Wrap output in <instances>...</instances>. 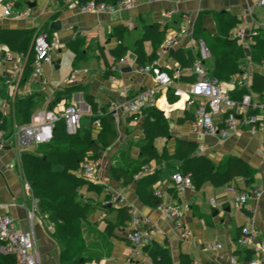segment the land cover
Returning a JSON list of instances; mask_svg holds the SVG:
<instances>
[{
  "label": "crops",
  "instance_id": "1",
  "mask_svg": "<svg viewBox=\"0 0 264 264\" xmlns=\"http://www.w3.org/2000/svg\"><path fill=\"white\" fill-rule=\"evenodd\" d=\"M47 1L29 0V3H36V6L31 8V17H10L14 21L8 23L9 25H0V28L6 29L37 28L42 31L47 23L46 32H43L48 34L50 40L56 42L52 52L55 62L50 64L53 74L49 79L43 72L44 85L33 82L31 78L10 87L4 83L0 85V90L5 87L9 92L7 96L0 95V111L6 117L14 115L15 100L27 96L33 99L36 109L33 116L49 108L58 112L68 105H76L82 112H88L89 107H99L97 114L107 111L104 112L107 115L112 104L121 105L140 91L155 87L153 75L142 74L139 69L142 63L150 61L154 56L175 80L174 86L160 90L156 96V104L144 109L136 119L124 112H120L117 119L113 118L116 138L110 147L100 152L103 167L99 178L91 182L92 190L87 191L86 187L81 190V193L88 192V198L100 206V211L90 217V222L93 217L95 227H103V236L94 240L90 237L91 240H88L87 236L90 235L87 234V229L90 225L83 226L82 239L85 246L75 254L73 264H153V260L143 249L139 254L132 252L133 247L127 238L132 226L130 223L119 226V208L124 206L132 208V216L140 217L141 228L152 234L153 243L167 245L173 264H229L230 256L244 260L245 252L249 248L238 243L243 227H250L256 237L264 242V128H260L256 133L248 130L231 133L225 139L203 134L195 128L193 120L186 119L188 116L193 117L194 111L185 109L186 96L179 97L174 93L176 88L187 92L194 76L190 67H182L173 53L181 51L183 54H199V40L194 36L196 21L203 33L211 36L217 32L218 17L226 19L236 16L242 20L239 25L241 28L247 26L264 30V24H261L258 16L259 12L264 13V6L259 5L260 0H138L133 8L112 14L84 13L77 8L64 6L61 0H51L52 6L50 2L47 4ZM4 3L5 0H0L2 7ZM55 14L58 15L56 18L53 17ZM7 18L3 17L1 10L0 22ZM55 21L61 22V29L56 32L50 28L51 23ZM130 23L132 26H129ZM97 31H101L108 38L104 46L112 58V61L106 64L110 69L102 67L96 74L84 72L77 61L82 56L76 55L75 65L73 66L72 62L69 76L60 82V66L58 69L56 66L61 62L62 52L71 47L72 42L82 38L84 33L92 34ZM146 32H150L152 37L139 45V40H143ZM157 33H162L164 39L156 38ZM124 37H130V47L126 41H121ZM100 39L104 41L105 38L102 35ZM166 39L175 41L173 48H164ZM148 45L152 51L149 55L145 52ZM119 46L124 48V57L127 58L128 64H118L114 61L111 52ZM245 50L250 54L249 46H245ZM139 53L142 54V62L137 60ZM248 59L250 65L247 66L251 73L264 75V63L256 64L250 56ZM212 63V58H209L206 66L210 68ZM126 69L130 70L125 71ZM12 72L10 63L5 62L0 54V75L6 80ZM106 72L109 74L104 76ZM74 73L77 74V82L69 83L67 80ZM83 93H86L85 101L89 107L83 104ZM44 94L48 97L47 102L43 98ZM42 102L46 103L43 107ZM50 103L52 105L49 107ZM151 108L166 118L170 132L168 138L161 137L162 141L166 140L162 152H158L155 144L159 138L154 141L158 155H162L165 150L171 155L179 142L187 141L197 144L198 155L211 160L216 167L227 157L236 156L254 171L252 185L246 184L242 178L223 186L204 182L199 186L192 185L181 194L171 181L172 174L178 171L174 162L152 161L148 165L152 170L143 178H156V193L163 198V205L181 206L180 221L189 235L177 228L179 221L169 218L161 210L151 208L146 200L140 198L141 193L145 191V181L123 187L110 175L113 167L123 166L129 170L139 167L143 160L140 148L146 143L143 124L146 112ZM92 116L83 113L81 125L85 118L87 120ZM9 144L10 142H7V145L0 149V211L14 218L18 230L33 231L41 264H64V247L53 237L47 214L41 212L40 205L37 207L35 218L30 217L34 196L24 191L23 159L18 160L15 150ZM31 151H36V148ZM253 187L260 189L261 196L249 194L246 204L238 205L239 194L250 191ZM173 190L178 191L177 197L173 195ZM110 195H118L121 200L116 203ZM96 220L99 225L95 223ZM107 225L113 227L110 234L106 232ZM211 243H220L222 248L212 251L208 248ZM92 244L95 247H92ZM236 251H240L241 255L235 254Z\"/></svg>",
  "mask_w": 264,
  "mask_h": 264
},
{
  "label": "trees",
  "instance_id": "2",
  "mask_svg": "<svg viewBox=\"0 0 264 264\" xmlns=\"http://www.w3.org/2000/svg\"><path fill=\"white\" fill-rule=\"evenodd\" d=\"M88 1L92 0H78V3L82 5ZM93 1L98 4L104 3L113 6L123 0ZM57 16V14L53 15L54 18ZM216 23L218 25L217 32L212 36L203 33L197 21L194 25V36L198 40H203L211 53L213 60L209 68L211 77L221 82L235 81L241 74L242 68L245 67V59L248 56L256 64L264 63L263 30H258L252 36V43L249 46L250 55H247L239 40L230 36L231 31L238 27L242 20L236 16H230L226 19L218 17ZM47 27L48 24L46 23L42 31L46 32L45 28ZM121 28L126 31L124 26ZM42 31H38L37 28H0V45L7 46L11 51L27 59L21 82L31 77L34 59L33 40ZM151 37V33L146 32L143 40H139V45ZM156 38L162 40L164 36H162V33H157ZM111 54L114 61L125 58V50L121 46L112 51ZM173 54L182 67H191L199 59V54H192V52L183 54L181 51H175ZM155 59L156 56L150 61L147 60L148 62L142 63L140 67L152 63ZM75 60H73V66ZM137 60L142 62V54L139 53ZM108 74L109 72H106L104 76ZM4 82L5 78L0 75V85ZM252 90L256 94L263 95L264 75L256 73L252 75ZM245 92V90L238 89L236 94L240 97ZM8 93L5 87L0 90L1 96H5V94L7 96ZM51 105L52 103L49 104V107ZM14 109L12 121H9L0 111V134L5 135L6 138L11 135L15 124L23 125L31 122L34 113L33 99L30 96L16 99ZM91 110L93 112L91 120L93 122L99 120L102 131L98 139L92 138V129H84L81 126L76 135H68L63 124H59L54 131V138L49 144L40 146L34 154L27 153L22 158L25 159L23 172L26 180L32 186L33 196L39 199L41 212L47 214L53 237L64 247L62 254L64 264L75 262V260L73 261L75 254L85 246V241L82 239L83 226H89L92 223L90 217L97 214L100 209L99 205L83 198L81 194L83 188L88 187L90 190L93 188V184L80 175L81 165L84 162H95L100 159V152L110 147L116 138L114 117L111 114L96 116L97 109L94 106ZM147 112L143 124L146 143L140 148L142 162L139 167L133 170L126 169L123 166L113 167L110 175L113 180L119 182L123 187L135 182L145 181V191L141 193L140 198L146 200L151 208L158 209L163 205V198L156 193V178L151 176L143 178L142 176L140 179H135V177L154 160L159 162L172 161L174 164L175 162L180 163L177 170L189 174L192 184L195 186H199L204 182H210L215 186H223L239 178L244 179L246 184L252 185L254 181L253 169L236 156L227 157L216 167L211 160L198 155L197 144L187 141L179 142L171 155L168 154L167 150L162 155H158L154 141L161 137L168 138L170 135L169 126L166 118L156 109L151 108ZM186 119H193V117L188 116ZM57 167H60V169H57ZM172 193L177 197L178 191L173 190ZM131 210L130 206L119 208V226L131 223ZM112 228L111 225H107L106 232L110 234ZM143 251L151 257L153 264H173L166 244L152 243L144 247ZM235 254L241 255V252L236 251ZM245 254V261L251 260L255 256L250 249ZM0 264H15V258L0 255Z\"/></svg>",
  "mask_w": 264,
  "mask_h": 264
},
{
  "label": "built area",
  "instance_id": "3",
  "mask_svg": "<svg viewBox=\"0 0 264 264\" xmlns=\"http://www.w3.org/2000/svg\"><path fill=\"white\" fill-rule=\"evenodd\" d=\"M57 2L58 0H54ZM20 0H8L3 4V17H12L17 19H27L32 16L31 8L27 2L19 4ZM68 8H77L81 12H93L96 14L115 13L120 10L133 8L138 0H123L116 5L109 6L104 3H96L88 1L82 5L78 0H62ZM259 5L264 6V0H260ZM56 9V8H55ZM129 26H132L130 23ZM232 38L239 41L247 42L250 46L252 36L255 35L257 29L245 32L240 26L236 27ZM253 31V32H252ZM175 41L166 39L163 46L165 49L173 48ZM56 46V42L49 39L45 32L38 33L33 40V54L31 80L37 84H45L43 77V64H54L52 52ZM199 59L190 67L194 76V81L190 84L187 92L176 88L175 95L181 97L186 96L185 109H193L194 127L203 134L209 136L221 137L223 139L229 137L231 133L248 130L256 133L260 128H264V93L256 94L252 90V73L246 67L242 68L241 74L235 81L221 82L209 75V68L206 61L211 58V53L203 40L198 41ZM0 54L5 62L10 63L12 74L7 76L5 85H18L22 81L24 67L27 59L11 51L7 46L0 45ZM118 64H128L127 58H121L116 61ZM142 74H152L155 87L140 91L134 97L126 100L123 104L116 106L111 105L110 114L117 119L120 112L127 113L133 119L142 114L144 109L153 106L157 102V93L163 89H170L174 86V78L160 65L159 60L153 61L139 67ZM264 71V66H263ZM69 83L77 82V74L74 73L67 80ZM245 90L240 97L236 91ZM93 115L91 108L88 109ZM102 115V114H97ZM83 112L76 105H68L61 111L46 109L36 113L29 124L14 125L12 133L9 137L0 134V149L7 142L13 147L19 161L23 158L26 150L49 144L54 138V131L59 124H63L68 135H76L81 129V121ZM95 124L99 125V120H95ZM103 162L100 159L95 162H84L81 165L80 175L90 182H95L99 178ZM143 174L150 172L149 167H144L141 171ZM140 173V175L142 174ZM24 191L33 194L32 186L24 180ZM138 179V175L135 177ZM171 181L179 192H183L192 187V180L189 174L176 171L171 176ZM249 194L257 197L261 196L259 188H251L237 197V204L244 206L249 198ZM39 199L33 197V204L30 209V217L34 219L39 205ZM169 218L179 221L177 228L182 233L188 234L185 230L180 218L182 209L179 204L162 205L158 208ZM132 230L127 234V238L133 247L132 252L139 254V250L153 243V236L149 231L141 228V219L137 215L132 216ZM238 243L241 246L248 247L255 254L251 260H239L235 256H230L229 264H264V242L259 240L250 227H243L238 237ZM208 248L212 251L220 250V243H211ZM0 255L12 256L15 258V264H41L40 257L37 252L36 238L33 231H20L16 228L15 220L9 215L0 211Z\"/></svg>",
  "mask_w": 264,
  "mask_h": 264
},
{
  "label": "rangeland",
  "instance_id": "4",
  "mask_svg": "<svg viewBox=\"0 0 264 264\" xmlns=\"http://www.w3.org/2000/svg\"><path fill=\"white\" fill-rule=\"evenodd\" d=\"M23 2H29V0H22ZM48 2H50V5L52 6V2H51V0H48L47 1V4H48ZM3 3V2H2ZM19 4H22V2H21V0H20V2H19ZM63 6V5H62ZM64 6H66V5H64ZM61 7V6H60ZM3 9V7L0 5V14H1V10ZM258 16H259V21L261 22V24H264V13L263 12H259L258 13ZM12 21H14V19H12V18H10V17H8L7 19H5L4 21H2V22H0V25H7L8 23H11ZM199 23H201L200 21H199ZM9 25V24H8ZM200 25V24H199ZM186 28H188V26L186 27ZM243 29H244V31L245 32H250L251 30H253V29H251V27L249 28V27H242ZM215 29H216V25H215ZM261 31V30H260ZM264 31V30H263ZM253 32V31H252ZM256 32H258V30L256 31ZM182 33V32H181ZM235 32H234V30H232L231 31V33H230V35H232L233 36V34H234ZM184 34V33H183ZM102 35H103V38H105L104 39V41L103 40H101L100 38L102 37ZM50 38V37H49ZM130 37H128V38H126V37H124V38H121V41L122 42H127V44H128V47H130L131 46V42H129V39ZM135 38H136V36H135ZM135 38H133V40L135 39ZM108 38L106 37V35L104 34V33H102L101 31H97V32H93L92 34H90L89 32L88 33H84V36L82 37V38H79L77 41H75V42H72V44L70 45L71 47H68L65 51H63L62 52V55H61V62H60V64H59V66H60V69L58 70V76H59V79H60V82H61V80H64L67 76H69V74H70V71H71V68H72V62H73V60H74V57L76 56V55H80V56H82V57H80L77 61H78V65H79V67H80V69H82V70H84V72L86 71V72H92L93 74H96L97 73V71L98 70H100L102 67L103 68H105L106 67V69L108 70V69H110V67H109V65H107L106 66V64L109 62H111L112 60V58H111V55H110V52H109V50H107V48H105V46H104V42L107 40ZM241 44H243L242 46H244V48H245V46H248L247 45V42H245L244 43V41H239ZM81 52V53H80ZM145 52L149 55V54H151V49L149 48V45L148 46H146L145 47ZM79 53V54H78ZM249 54V51H247V55ZM128 56H129V53L127 54ZM250 55V54H249ZM245 67L247 68V69H249L248 68V66L247 65H250V61H249V59H248V57L245 59ZM249 71L251 72V70L249 69ZM43 72H44V74L49 78V79H51V75L53 74V71H52V68H51V66H50V64L49 63H44L43 64ZM85 95H86V93H83V104L85 105V106H87V107H89L88 106V104L86 103V101H85ZM20 96V95H19ZM12 97H15V96H12ZM18 98V97H17ZM20 98V97H19ZM43 98L46 100V102L48 101V97L47 96H45V94L43 95ZM46 105V103L44 104L43 102H42V107L43 106H45ZM97 106V105H96ZM98 106H100L99 104H98ZM96 109L97 108H99V107H95ZM103 109V108H102ZM34 110H36V109H34ZM99 109H97L96 111H98ZM104 110V109H103ZM110 110H111V106H110V108H109V114H110ZM104 112H107V111H103V113L102 114H104ZM84 113V115H87V116H89L90 114H91V112H87V111H85V112H83ZM97 113V112H96ZM106 114V113H105ZM108 114V113H107ZM112 115V114H111ZM7 119L9 120V121H12V116H8L7 117ZM92 118L90 117V119H87L86 120V118H85V120H83V122H82V127L84 128V129H92L93 131L94 130H96L95 131V133H93L92 134V138H95V139H98L99 138V136H100V134H101V129L99 128V126H100V123H99V125H96L95 124V121L93 122L92 120H91ZM98 126V127H97ZM243 131V130H242ZM240 132V131H239ZM163 139H161V138H159L158 140H156V142H155V144H156V146H157V148H158V152H162V149H163V146H164V143H165V141H162ZM42 146V145H41ZM40 146H36V151H38V148H39ZM36 151H31V150H26L24 153H23V157H24V155H26L27 153L29 154H34ZM23 165H24V163H25V159H23ZM180 163H178V162H175V166H178ZM21 166V165H20ZM154 166V165H153ZM153 168V167H152ZM57 169H60V167H57ZM178 169V168H177ZM182 169H183V166H182ZM150 170H152L151 169V167H150ZM184 170V169H183ZM80 172V171H79ZM23 173V177H24V180H26V178H25V175H24V172H22ZM139 173H142V172H139ZM77 174H78V171H77ZM142 176H144V174L142 173L141 175L139 174L138 175V179H140V178H142ZM33 190V189H32ZM83 190H85V188L83 189ZM86 190L88 191V190H90V189H88V187L86 188ZM99 190H101V189H99ZM102 191H103V189H102ZM33 192V191H32ZM26 193V192H25ZM26 194H28V193H26ZM82 194V196H84L83 198H87V199H89L88 197L90 196V194L87 192V193H84V192H82L81 193ZM181 194H183V192L181 193ZM32 195V194H31ZM110 196H112L113 198V201L114 202H116V203H118L120 200H121V197L120 196H118V195H110ZM108 197V196H107ZM90 200V202L92 201L93 202V200H91V199H89ZM40 203V202H39ZM213 204V203H212ZM40 205V204H39ZM100 211V210H99ZM95 218V217H94ZM91 220H92V223L90 224V228H88L87 229V234H89L90 236H87L88 238V240H91V238L94 240V239H97L99 236H103V227L102 228H96L95 227V225H94V223H93V217L91 218ZM103 220V219H102ZM97 221V220H96ZM95 223H98V225H99V221H97V222H95ZM103 226V225H102ZM99 229V230H98ZM241 231V230H240ZM91 237V238H90ZM92 247H95L93 244L91 245ZM143 249V248H142ZM142 249H140L139 251L141 252V250ZM147 263H150V262H147ZM145 264V263H144Z\"/></svg>",
  "mask_w": 264,
  "mask_h": 264
},
{
  "label": "water",
  "instance_id": "5",
  "mask_svg": "<svg viewBox=\"0 0 264 264\" xmlns=\"http://www.w3.org/2000/svg\"><path fill=\"white\" fill-rule=\"evenodd\" d=\"M27 3H28V6H29L30 8L36 6V3H29V2H27ZM50 28H51L53 31H55V32H56V31H59V30L61 29V22H60V21H55V22L51 23ZM56 68L58 69V68H59V65H57ZM129 70H130V69H126L125 71H129ZM170 124H171V123H170Z\"/></svg>",
  "mask_w": 264,
  "mask_h": 264
}]
</instances>
